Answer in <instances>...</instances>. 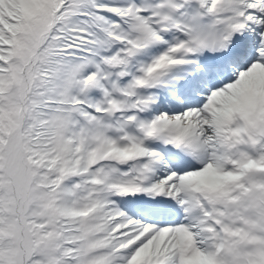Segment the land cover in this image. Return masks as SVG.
<instances>
[{
	"label": "snow or ice",
	"instance_id": "6c2138e0",
	"mask_svg": "<svg viewBox=\"0 0 264 264\" xmlns=\"http://www.w3.org/2000/svg\"><path fill=\"white\" fill-rule=\"evenodd\" d=\"M0 264H264V0H0Z\"/></svg>",
	"mask_w": 264,
	"mask_h": 264
}]
</instances>
